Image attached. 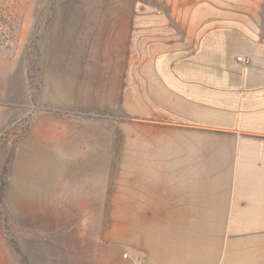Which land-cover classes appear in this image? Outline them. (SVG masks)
<instances>
[{"label": "crops", "instance_id": "1", "mask_svg": "<svg viewBox=\"0 0 264 264\" xmlns=\"http://www.w3.org/2000/svg\"><path fill=\"white\" fill-rule=\"evenodd\" d=\"M179 3L189 16L61 27L67 38L98 39L99 52L89 62L83 48L42 45L34 81L36 20L21 24L6 11L13 3H0V123L28 100L15 162L29 201L41 192L50 201L60 180L97 219L100 171L118 170L102 230L108 264H264V0ZM203 8L219 16H198ZM133 90L138 121L123 123L118 162L115 145L101 147L76 114H62L125 110Z\"/></svg>", "mask_w": 264, "mask_h": 264}, {"label": "rangeland", "instance_id": "2", "mask_svg": "<svg viewBox=\"0 0 264 264\" xmlns=\"http://www.w3.org/2000/svg\"><path fill=\"white\" fill-rule=\"evenodd\" d=\"M8 2L13 4L6 6V11L19 19L21 24L28 19L30 23L36 20V27L27 43L30 47L27 49L33 53L34 67L30 73L33 81L38 78L37 57L42 45L49 51L61 50L66 45L74 50L83 48L89 62L93 56L92 50L98 54V39L67 38L60 34L61 27L80 24L79 20L82 19H135L157 17L159 14L165 17L189 16V11L180 7L179 2L182 0H0L1 4ZM215 12L210 8H203L198 16H219ZM225 12L228 11L220 12V16H226ZM227 16L235 17L229 12ZM133 38L138 42V36ZM133 60L138 65V58ZM129 93L131 99H126V112L124 106H101L99 109H83L74 113L63 111L62 114H76L78 128L87 133L93 132L94 139L98 134L97 141L101 147L115 145L118 162V150L123 144V123H136L139 116V92L133 90ZM58 112L61 111H56ZM32 115L33 109L28 106V100H25L17 114L0 123V183L1 172L5 169L4 178L7 182L1 199L2 212L0 210V264H21V257L11 246L10 240L19 243L28 258V264H92L95 260L98 264H108L111 250L103 242L102 230L108 223V204L115 183L114 173L118 170L100 171V217L97 219L86 216V208H81L85 194L79 195L80 199L75 194L68 196L66 187L60 185V180L54 187L50 201L44 202L43 192L38 195L39 200L29 201L25 192L30 186L22 184V179L18 178V173L22 170L18 169L19 165L15 161L18 142L30 127ZM76 198L80 201H76ZM96 227L100 232L99 247L96 242Z\"/></svg>", "mask_w": 264, "mask_h": 264}, {"label": "trees", "instance_id": "3", "mask_svg": "<svg viewBox=\"0 0 264 264\" xmlns=\"http://www.w3.org/2000/svg\"><path fill=\"white\" fill-rule=\"evenodd\" d=\"M28 47L27 48H30L29 45H27ZM30 49H27V60H28V68H29V74L32 72V68L34 67V64H33V60H32V54L31 53L32 51H30ZM30 78H31V75H30ZM33 100H34V97H33ZM6 173V169L4 171L1 172V184H0V210L2 212V209H3V205L1 203V199L3 197V194L7 188V182L4 178V175ZM5 222V221H4ZM6 223V222H5ZM5 226H7L5 224ZM10 244L11 246L13 247V249L17 252V254L21 257V264H28V258L27 256L22 252L20 246H19V243L17 241H14V240H10Z\"/></svg>", "mask_w": 264, "mask_h": 264}, {"label": "built area", "instance_id": "4", "mask_svg": "<svg viewBox=\"0 0 264 264\" xmlns=\"http://www.w3.org/2000/svg\"><path fill=\"white\" fill-rule=\"evenodd\" d=\"M15 1H21V0H15ZM238 59L241 60V61H244L246 63H249L250 60H251L250 58H244V57H239Z\"/></svg>", "mask_w": 264, "mask_h": 264}]
</instances>
